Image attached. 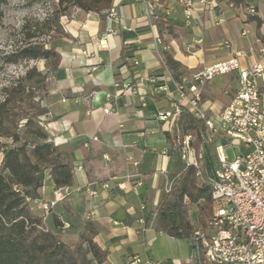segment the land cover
Instances as JSON below:
<instances>
[{
  "label": "crops",
  "instance_id": "0c3cea01",
  "mask_svg": "<svg viewBox=\"0 0 264 264\" xmlns=\"http://www.w3.org/2000/svg\"><path fill=\"white\" fill-rule=\"evenodd\" d=\"M161 1L162 8L148 23L142 0H114L119 17L111 23L115 33L106 37V18L100 26L99 14L72 9L60 18L64 35L55 42L60 63L46 80L43 126L54 145L70 155L73 192L44 214L40 204L55 201L62 189L46 177L30 207L43 218L45 228L66 243L76 241L85 216L93 212L89 221L97 226L95 241L107 252V264H127L133 256L149 264H195L192 238H173L154 227L160 196L176 168L175 146L167 137L176 122L167 131L157 118L172 106L152 82L167 74L162 53L179 62L187 75L236 54L241 70L256 62L264 66L259 54L264 47V0L235 5L228 0H205L202 5L193 0L200 20H190L189 25L179 0ZM218 77L201 89L200 107L209 117L227 104V95L237 87V72ZM116 81H129L137 96L119 95ZM261 92L264 95V83ZM107 104L113 112L103 114ZM201 148L205 154L206 144ZM102 183L109 188L101 189ZM86 187L96 189L98 196L90 199L74 192ZM141 218L144 224L138 222ZM63 224L68 228L61 232Z\"/></svg>",
  "mask_w": 264,
  "mask_h": 264
},
{
  "label": "trees",
  "instance_id": "16d2710c",
  "mask_svg": "<svg viewBox=\"0 0 264 264\" xmlns=\"http://www.w3.org/2000/svg\"><path fill=\"white\" fill-rule=\"evenodd\" d=\"M114 0H56L52 19L46 18L42 31L64 35L60 18L72 9L94 12L100 16ZM0 0V24L3 18ZM230 4L243 0H228ZM258 20V24L261 20ZM160 26V25H158ZM43 34V33H42ZM35 35H28L34 38ZM166 68L178 81L187 72L167 52L162 53ZM7 63L20 60L43 61L44 71L32 67L22 79L2 89L0 100V264H107V252L95 241L97 226L85 220L73 243H66L59 233L45 228L42 217L36 216L30 202L39 198L38 191L48 177L55 188L70 187L73 183V164L67 150L55 146L43 126L47 109L42 105L46 96V80L57 70L60 55L54 44L31 43L4 57ZM206 127L186 109L177 117L172 134L175 139L191 136L192 145L199 151L205 143ZM176 168L169 178L168 189L162 192L155 210L154 227L177 239L192 238L203 227L211 213L210 184L199 181L197 170L181 162L178 150L173 152ZM196 207V224L191 223L189 208ZM62 226V225H61ZM62 228V227H61ZM60 228V231L62 229Z\"/></svg>",
  "mask_w": 264,
  "mask_h": 264
},
{
  "label": "built area",
  "instance_id": "2783aa9c",
  "mask_svg": "<svg viewBox=\"0 0 264 264\" xmlns=\"http://www.w3.org/2000/svg\"><path fill=\"white\" fill-rule=\"evenodd\" d=\"M142 1L145 7L144 17L150 23L156 18V11L162 8V1ZM196 1L200 5L205 4V0ZM179 3L184 7L183 14L187 25L190 20H200L193 0H179ZM103 14L107 21L106 37L115 33L111 23L119 17V8L112 5ZM260 19L264 27V16ZM242 35L245 36V33ZM156 43L161 44L159 37L156 38ZM259 54L264 56V47L259 49ZM83 55L87 53L83 52ZM238 55L204 67L192 75L185 74L178 81L174 80L168 70L165 76L152 79V82L158 83L157 89L172 106L171 111L157 115L167 131L172 129L182 109H186L196 119L204 122L207 130L205 144L214 140L221 143L226 141L216 149L219 169L213 179L207 180L211 188L210 217L192 236L191 258L195 264H264V95L261 92L264 66L256 62L249 69L241 70ZM132 64L137 66L138 62L134 60ZM234 72L238 73L235 91L232 95H227V104L214 117L207 116L200 107L201 89L214 78ZM169 85L173 86V90ZM113 86L119 90L121 96H137L129 81H116ZM110 98L111 96L107 95V99ZM139 99L142 100L141 97ZM112 112L109 104L102 108L103 114ZM89 114L87 112V115ZM191 139V136H185L183 139L177 136L175 149L178 150L181 162L194 167L197 170L196 176L204 181L201 168L204 150L201 148L197 152L191 148ZM229 141L241 143L245 149V152L234 160H228L222 155ZM136 185H140V182ZM100 188L107 190L109 185L102 183ZM72 192L70 187H63L56 194L55 201L40 204L41 210L44 214L48 213L57 201ZM74 192L84 194L90 199L98 196V191L92 187L76 188ZM139 209L144 211L145 207L141 205ZM93 215V212H89L85 220H91ZM138 222L144 224L145 220L141 218ZM67 228L68 224H63L61 229L64 231ZM127 264L149 263L133 256Z\"/></svg>",
  "mask_w": 264,
  "mask_h": 264
},
{
  "label": "rangeland",
  "instance_id": "374dc122",
  "mask_svg": "<svg viewBox=\"0 0 264 264\" xmlns=\"http://www.w3.org/2000/svg\"><path fill=\"white\" fill-rule=\"evenodd\" d=\"M56 9V0H7L2 6L3 18L0 24V100L2 89L13 82L22 79L25 72L36 67L39 71H44L43 61L20 60L16 63H7L4 57L10 53L21 49L31 43H44L46 46L55 45L60 38L58 32H48L43 30L41 24L46 18L52 19ZM43 33V34H42ZM35 35L29 39L28 35ZM219 78V77H218ZM216 78V79H218ZM179 139L181 137L179 136ZM190 141V147L196 151ZM222 143L218 140L206 143L207 151L204 154L203 178L213 179L215 172L219 169L217 147ZM201 150V147L199 148ZM245 152L241 143L229 141L224 147L222 155L228 160H234ZM199 181H202L198 178ZM211 214V213H210ZM191 222L196 224L197 211L195 206L189 208Z\"/></svg>",
  "mask_w": 264,
  "mask_h": 264
},
{
  "label": "water",
  "instance_id": "95a60500",
  "mask_svg": "<svg viewBox=\"0 0 264 264\" xmlns=\"http://www.w3.org/2000/svg\"><path fill=\"white\" fill-rule=\"evenodd\" d=\"M222 143H223V144H225V143H226V141H225V140H223V141H222Z\"/></svg>",
  "mask_w": 264,
  "mask_h": 264
}]
</instances>
